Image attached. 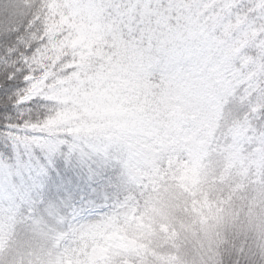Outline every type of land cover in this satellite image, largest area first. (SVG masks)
<instances>
[{
  "label": "rangeland",
  "instance_id": "1",
  "mask_svg": "<svg viewBox=\"0 0 264 264\" xmlns=\"http://www.w3.org/2000/svg\"><path fill=\"white\" fill-rule=\"evenodd\" d=\"M36 1L34 17L42 16L38 20L46 43L32 61L41 71H34L39 75L29 93L48 101L37 130L102 147L131 132L139 117L125 107L130 101L122 100L123 93L99 70L103 37L90 23L92 14L69 12L64 0ZM24 13V7L14 5L15 17ZM244 47L241 42L228 54L238 56ZM194 71L188 64L183 73L188 98L177 111L186 133L178 151L141 158L125 175L112 151H94L85 143L71 153L61 147L59 152L67 156L113 170L119 189H106L95 199L71 194L65 200L70 188L56 183L59 173L54 172L52 180H38L43 173L37 174L32 158L38 149L29 157L0 137V150L12 158L10 165L0 158V201L11 195L25 210L30 189H35L44 202L25 215L30 212L49 225L54 217L62 218L60 230L87 224L77 229L70 247L61 248H69L72 258L67 259L56 252L60 241L42 234L39 226L35 239L25 235L21 225L15 231L0 228V261L7 257L6 264H43L50 246L51 264H264V144L253 138L243 111L230 105L221 113L210 91L193 95ZM213 75L217 87L231 79L224 70ZM42 189H49L46 197ZM177 203H182L180 209H175Z\"/></svg>",
  "mask_w": 264,
  "mask_h": 264
},
{
  "label": "snow or ice",
  "instance_id": "2",
  "mask_svg": "<svg viewBox=\"0 0 264 264\" xmlns=\"http://www.w3.org/2000/svg\"><path fill=\"white\" fill-rule=\"evenodd\" d=\"M66 10L80 9L92 14L91 21L103 37L98 57L100 71L130 102L138 122L131 132L100 146L67 134L39 131L38 117L48 101L43 96H28L38 77L31 59L46 41L28 49L16 42L15 34L0 40V137L13 148L31 157L39 150L45 157L79 151L81 143L92 150L112 151L126 175V168L138 166L141 158L171 154L179 150L186 127L177 108L185 95V66L195 71L192 92L199 97L210 91L212 103L223 113H246L253 138L264 144V0H64ZM246 43L238 56L231 49ZM226 71L231 79L218 87L216 76ZM27 167V166H25ZM37 174L44 172L34 161ZM127 177V176H126ZM128 178V177H127ZM122 203V202H121ZM116 205L109 216L121 204ZM49 225L35 219L9 195L0 201V228L15 231L21 225L31 238L40 232L59 240L56 252L70 247L78 227L60 230L62 218ZM98 219V220H99ZM90 224V223H88ZM0 261V264H6Z\"/></svg>",
  "mask_w": 264,
  "mask_h": 264
},
{
  "label": "trees",
  "instance_id": "3",
  "mask_svg": "<svg viewBox=\"0 0 264 264\" xmlns=\"http://www.w3.org/2000/svg\"><path fill=\"white\" fill-rule=\"evenodd\" d=\"M37 4L38 2L36 0H0V40L15 34L16 42L22 47V49H28L29 47L44 42L45 38L42 37L44 29L42 22H39V20H42V16L40 15L38 17L39 20L38 18L36 19L34 17V13L39 5ZM14 5L24 7V11L26 10V13H24L23 17L14 16ZM10 15L12 16L10 17ZM32 61H34V58L31 59L30 63L32 65H30V67L33 69V71H41L37 69L35 64H32ZM29 91L30 89L28 90V93ZM28 96L35 95L33 93H29ZM41 112L45 113L43 110H41ZM39 114L36 118H39ZM243 115H246V113H244ZM248 126L249 125L247 124V127ZM65 154L67 153H65L64 151L58 152L50 157L49 160L41 152H39V150L35 152V157L31 155L34 161L38 162L44 169L41 178H38L40 183H42L41 181L44 182L52 180L54 178V172H57L59 173V178L56 180V183L59 182V184L61 183L62 186H69L70 190L67 193L68 196L64 195L66 198L65 200H69V196H71V194L83 196L84 198L95 199L97 195L106 193V189H119V183L118 185H116V182L112 180L115 177L112 169L99 168L95 166L94 162L90 160H80L78 158H75L74 156H67ZM18 157L22 159V155ZM0 158L5 160L8 165L12 163V158L9 159L6 153L2 152V150H0ZM70 186L75 189H72ZM30 190H32L31 195L28 196L30 199V206L26 207V211L24 210V212H28V209H33V207L31 206L39 208V206H41L44 202L42 201L41 197H36L38 192L36 193L35 189ZM48 190L49 189L40 190L43 197H46L48 195ZM175 204V209H180L182 206V203H177V205ZM137 208L138 210L141 209V205L139 203L137 204ZM37 215L38 214L35 213L34 217ZM175 239L176 238H174L168 245H166V247L169 248V245L173 244ZM45 252L47 255L45 256V258H43V260H41V263L51 264V261L49 260H52L53 258V250L51 252V248L49 246L45 248ZM60 253L64 256L65 259H67V257L72 258L69 248H65L64 250L60 251ZM35 262H28L27 264H35ZM139 263L140 261L138 262V264Z\"/></svg>",
  "mask_w": 264,
  "mask_h": 264
}]
</instances>
